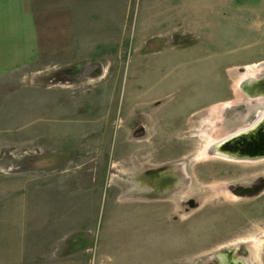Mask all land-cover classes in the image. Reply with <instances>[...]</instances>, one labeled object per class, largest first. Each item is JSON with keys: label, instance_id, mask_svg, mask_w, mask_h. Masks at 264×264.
Segmentation results:
<instances>
[{"label": "rangeland", "instance_id": "obj_1", "mask_svg": "<svg viewBox=\"0 0 264 264\" xmlns=\"http://www.w3.org/2000/svg\"><path fill=\"white\" fill-rule=\"evenodd\" d=\"M259 1L237 0L246 4ZM170 2V9L163 11L159 0H113L110 20L103 9L98 15L100 29L83 33L86 41L94 36L92 43L84 44L96 49L91 56L115 59L109 76L91 87L98 106L94 112L71 110L74 100L69 91L64 92L61 104L51 101L24 113L2 112L0 134H6V143H0V251L14 247L17 220L31 215L33 199L45 198L43 191L38 193L31 185L32 181L34 185L46 182L44 165L37 169L36 163L44 164L43 147L59 148L61 143L54 141L70 130L69 123L83 121L84 114L100 120L106 107L110 121H118L115 128L106 126L104 141L98 144L102 159L110 162L122 154V123L136 117L145 121L150 126L146 150L160 161L169 158L166 164L182 174L178 185L163 192L164 197L150 194L148 198L174 200L178 212L170 219L165 212L160 216L163 207L144 205L142 210L121 211L116 206L115 179L110 174L105 179L98 176L94 188L85 192L86 205L80 213L95 237L92 246L78 255V264H217L215 256L222 249L232 250L245 264H264V192L242 197L227 187L248 180L238 168L249 166L251 171L264 172V161L242 162L210 153L213 144L255 118L251 104L246 116L238 107L228 108L244 102L240 93L244 82L258 75L260 68L264 75V62L245 64L264 59V43L256 45L250 15L236 24L207 10L173 9L178 0ZM98 41L100 47L94 45ZM243 66L245 71L240 69ZM77 68L70 72L59 66L39 70L41 63L37 62L0 79V97L11 98L12 84L19 81L26 84L34 79L46 89L76 86L79 65ZM40 93L39 97L45 96V90ZM130 108L136 111L132 118ZM15 113L17 116L10 117ZM31 131L43 147L18 140L30 138ZM117 170L125 174L127 168L121 164ZM125 179L119 176V182ZM77 192L69 188L64 201L81 199ZM191 198L198 206L188 205ZM64 209L67 212L69 207L59 206L58 211ZM113 215L122 218L114 223ZM240 246L246 253L236 251ZM8 257L6 261L12 264L13 256Z\"/></svg>", "mask_w": 264, "mask_h": 264}, {"label": "crops", "instance_id": "obj_2", "mask_svg": "<svg viewBox=\"0 0 264 264\" xmlns=\"http://www.w3.org/2000/svg\"><path fill=\"white\" fill-rule=\"evenodd\" d=\"M170 1L172 0H159L160 10L170 9L167 7L171 4ZM112 7L113 0H0V79L18 73L37 62L41 63L39 70L59 66L60 69L69 68L70 72L77 71L78 65L80 67V78L76 86L70 84L67 88L46 89L39 87L34 79L26 84L22 81L13 83L12 97H0V117L6 109L24 113L34 105L44 106L51 101L62 103L64 92L67 91L74 100L72 106H69L71 110L78 114L85 111L94 112L98 106L93 101L94 94L90 93L91 87L109 76L115 59L110 55L91 56L94 48L85 45L92 43L94 36L89 35L92 39L86 41L88 38L83 33L92 31V28L100 29L98 15L102 13L99 12L103 9L107 11L110 20ZM175 7L195 13L201 9L207 10L236 24L242 23L247 15H250V29L257 34L255 43H264V0L247 4L238 3L237 0H178L172 8ZM106 26L110 27L108 24ZM94 45L101 46V43L98 41ZM260 62H264V59L245 64ZM42 90H45V96L39 97ZM18 99L22 100L19 104L15 103ZM129 111L131 118L136 115L134 108ZM101 112L100 120L87 118L88 115L84 114L83 121L69 123L70 130L63 131V135L54 141L61 143L57 149L52 145L43 147L34 131H31L30 138L18 137L20 141H28L31 145L45 149L44 164L39 163L38 157L36 163L37 169L44 165L46 182L44 185H34V181L31 182L32 186L37 187L38 193L44 192L45 198L33 199L35 209L31 215L17 220L19 226L16 223L17 237L14 238V247L0 251V264H11L6 261L10 259L8 256H13L12 264H78V255L84 248L92 246L91 242L95 237L92 228L86 226L85 219L80 218V213L81 208L86 205V198H83L85 192L94 188L98 176L104 179L106 176L108 178L109 174L116 177H111V180L115 179L113 185L117 190L116 206L119 205L121 211L133 210V207L142 210L144 205L163 207L164 209L159 211L160 216L165 212V216L170 219L178 212V205L174 200L148 198L155 187L157 190L160 188L161 182L174 167L166 164L169 158L160 161L156 154L146 150L145 143L150 138L149 124L143 120L139 121L137 117L122 123L121 142L125 144L122 154L110 162H105L98 144L104 141L106 126L115 128L118 120L115 118L110 121V111L106 107H103ZM14 116H17V113L10 115ZM5 137L6 134H0V143H6ZM121 164L127 168L125 174H119L117 170ZM112 169L115 170L111 172ZM119 176H125L126 182H119ZM69 188L72 191H80L76 195L82 198L64 201ZM119 190L122 193H119ZM59 206L69 207V212L65 209L58 211ZM121 218L122 216L113 215L112 221L118 223ZM121 251L123 252L122 249Z\"/></svg>", "mask_w": 264, "mask_h": 264}, {"label": "flooded vegetation", "instance_id": "obj_3", "mask_svg": "<svg viewBox=\"0 0 264 264\" xmlns=\"http://www.w3.org/2000/svg\"><path fill=\"white\" fill-rule=\"evenodd\" d=\"M245 68L247 67L243 66L240 69L245 71ZM260 69L262 70L263 68ZM261 70L260 72H257L258 75L255 74V77L242 84L240 93L244 97V102H241L237 106L228 108L229 110H234L235 107H238V111L242 113L243 116H246V114L248 113L247 111L249 110V104L254 106L255 118L252 123L229 134V136L226 137L227 139L225 138V143L222 145L223 150L227 154L232 155L231 158L242 162L253 163L264 161V75L260 74L263 72ZM247 168L250 167L244 166L240 169L238 168L237 170L243 176L247 175L248 180L236 183L232 182L228 184V189L235 195L242 197L254 196L258 193H263L264 172H257L255 170L251 171ZM174 169H172L173 171L167 173V175L165 176L166 178H164V181L161 182L159 186L160 188L158 190L154 189L153 191H151L153 192L151 194L163 196V192L168 191L172 185H178V183L180 182V175L179 171H177L176 168ZM230 171L231 170H229L228 172ZM188 205L191 207H195L198 206V202H196L194 198H191L188 201ZM236 251L246 253V251H244V248L241 246L236 248ZM237 259L243 261V259L241 258L239 259L234 257V252L232 250L230 251L222 249L218 254H216L214 262L217 264H238L236 262Z\"/></svg>", "mask_w": 264, "mask_h": 264}, {"label": "water", "instance_id": "obj_4", "mask_svg": "<svg viewBox=\"0 0 264 264\" xmlns=\"http://www.w3.org/2000/svg\"><path fill=\"white\" fill-rule=\"evenodd\" d=\"M226 139L213 144L210 153L211 154H217V155L219 154V155H222V156L231 157L232 155L227 154L222 148V145L225 143ZM236 262L238 264H245L242 260H238V259L236 260Z\"/></svg>", "mask_w": 264, "mask_h": 264}, {"label": "bare ground", "instance_id": "obj_5", "mask_svg": "<svg viewBox=\"0 0 264 264\" xmlns=\"http://www.w3.org/2000/svg\"><path fill=\"white\" fill-rule=\"evenodd\" d=\"M257 94H258V93H257ZM253 96H254V95H253ZM260 112H261V111H260ZM260 112H259V113H260ZM259 118H260V117H259ZM244 134H245V132H244ZM225 263H226V261H225Z\"/></svg>", "mask_w": 264, "mask_h": 264}]
</instances>
